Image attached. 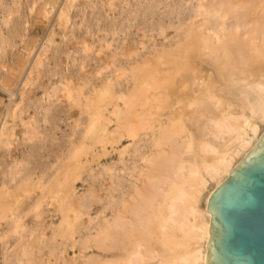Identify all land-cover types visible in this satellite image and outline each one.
Here are the masks:
<instances>
[{"label":"bare ground","instance_id":"obj_1","mask_svg":"<svg viewBox=\"0 0 264 264\" xmlns=\"http://www.w3.org/2000/svg\"><path fill=\"white\" fill-rule=\"evenodd\" d=\"M0 1V3L3 2V0ZM19 1L20 0H13L12 4L15 6H20ZM39 1H41V4H39V8L41 10L38 9V11H36L35 8H37V4ZM70 1L71 0H67V2ZM166 1L167 0H136L137 7L135 8V10H123L124 12L122 11V15H125L123 16V20L127 23H133V21H135L139 25H142L143 29L146 28V24L149 28H162L165 24H163L162 18L164 13L157 14L158 12L156 13L155 10L157 9V7H161V5H166ZM211 1L210 4L205 5L204 3H199L197 8L190 10L191 12H194L193 15L190 14V20H193L197 17H203L204 21L199 26H195L192 22L188 27H186L187 29L184 31L185 40L182 41L183 39L178 38L179 42H176L177 46L174 50H168L164 47L160 50L156 49L155 56H153V58L150 59L148 57H145L144 55L145 61L143 62V64L140 62L141 66L135 67L134 65L135 68L132 67L134 68V70H132V68H129V72L133 78L132 84H134V86L133 90H131L132 92L129 91L130 93L125 96L126 98H120L119 96H117V86L121 85L117 76H111V79H108L106 77L107 79H102V84L100 83V85H98L95 84V82L92 83L90 80H87L86 75H81L80 77L76 76L77 80L82 82H80V85L74 83V86L71 83L72 85L70 87L65 86L66 84L64 85L65 88L69 90V95L67 94L68 97L71 95L74 97L71 100L72 103H69L71 104V107H60V104L58 107H55L57 105L56 104L55 106L51 105V107L48 106L47 108L44 106L43 108L46 109L42 110V108L39 109V106L41 105L38 102L39 100L37 101L38 106L35 110H45L43 114L41 112L42 118H36L33 119V121H31L30 119L31 123H23L24 126H27L24 130V139L28 140L26 141L27 143L30 141L27 148L28 152L34 159L38 158L39 154L43 150L42 148L44 147V145H42V139H45V141L48 140L52 131L50 129H47L46 127H39V123L44 122L45 124H55V121H59L62 115L67 116L66 113L69 115L70 110H72L73 108L79 107L80 109V113H78L80 118H78V120L74 119V121H77L74 126L70 125V129L71 126L73 127V131L71 130L72 132L69 130L71 134L69 133L68 135L67 132H64L65 134H61L64 140L62 139L63 141L60 148H66V144L68 145V142L69 144L72 143V145L70 144V148L67 147L69 149V152L66 154L64 153L66 156H63V160H66L67 162L66 164H64L65 167H63V169L61 170V168H59L58 162H55L58 168H55V166H53L55 169V173L58 170L61 171L58 175H63L62 179L68 177L70 181H74L72 180L74 179V176L78 177V175H76L75 173H89L88 168L86 169V171L82 169L85 168V165H89L88 163L84 162L85 160H83L82 155L84 152H88L91 146L98 144L106 146L108 144H112V149L115 152L117 150L115 149V147L121 144L124 139L128 138V140H130L132 144L131 148L128 147L130 149H126L127 147H125V149L123 150H117L118 163H115L116 168H114L113 165L110 164V166L107 165L105 167H102V171L100 170L101 172L94 173V170V172H92L93 174H87L86 178H82L84 183L94 185L100 184V186L104 179L107 178L108 181H110V185L106 188V192L103 197L101 195L97 196L95 191L97 188V191H101V187H90L88 191H86V194H84V192L83 195L78 196L76 194L73 196L76 186L73 187V192H70L71 190L64 191L65 193L63 197H60V209L58 208V211L62 215L60 221L61 225L59 224L60 226L53 227L52 235L54 239H51V241L49 240L44 244L49 251L46 259H41L43 263L47 264V260L49 262L50 256L52 254L54 255L56 251H62L59 243L55 240L56 237L59 236L65 241L68 237V239L73 238V235L78 231L79 235L86 232L85 235H81L82 238L79 237L80 240H74L72 242L73 246L77 247V250L80 251V253H83L82 251L84 249L88 250L93 247L102 252L114 250L115 252L117 250L119 251L117 252V255H114L115 260L107 261L104 263L102 262L101 258L99 259V257L93 256L90 258H85L84 256V264H145L146 261H148L149 259L151 260V256H156L157 258L159 257V259H161L160 264H207V245L211 238L210 229L212 223L211 214L207 209L209 197H211V195L220 187V185L224 183V181L240 165V163L245 160V158L258 145L260 139H262V137L264 136V129H262L263 131L259 132L257 126H253V124H251L249 127L247 126L248 129L246 128V133L245 131L243 132L244 136L242 137L240 148L238 147L239 149H237L235 155H229V157L221 155L220 150L214 147H218V144L215 143L216 139L220 140V138L223 139L228 135L233 134H235L236 136H240L238 135L240 133V126L242 122L246 121L247 118H255L260 120L261 122H264V75H260L259 71L260 68H264V46H262V43H260V41L264 42V0ZM80 3L81 2H79V4ZM178 3H174V7L172 6L173 9H178L180 7ZM27 4L29 5L31 15L33 14V11H35L38 15H42L45 19H48L50 17L49 15L52 10H56L58 6L60 7L62 5L59 0H27ZM70 4L72 5L73 3L70 2L66 5L64 4V8H61L60 13L58 12L57 15L55 14L56 16H58V25L63 29H61L63 33L66 32L65 30L68 27L67 24L70 23ZM126 5L131 6V3L127 2L126 0ZM167 5L169 4L167 3ZM92 7L94 8V10L96 9L95 6ZM169 7L171 6L169 5ZM183 7L181 6V8ZM94 10L92 8L90 9L91 12H93ZM181 10H184V8ZM2 12L6 16L4 18L2 17L5 21L4 25H9L11 29H9V35L7 38L5 37L6 39L3 38L0 34L2 37L0 39V42L4 41V44H6V42L8 44V41L11 42L13 39H16L15 36H17L18 34L17 28L19 27L18 23L20 20L18 22L16 20H13L14 16L12 15L16 12L10 6L9 8L4 7ZM126 12L129 13V15ZM167 13L169 16L173 14L171 10L170 14L169 11H167ZM177 13L178 12L174 14ZM178 15L180 14L178 13ZM93 17L94 16H92V18ZM212 17L215 18V21H212ZM85 18L84 22L86 21ZM149 18H152V21H154V23L148 24ZM230 19H234V23L231 22L233 23L232 25L228 23ZM172 22H170L171 25ZM179 22L182 23L185 21L183 20ZM96 25L97 24H95L94 27ZM120 25L122 26V23ZM202 27L204 31H209V34L203 32ZM101 29L102 28L97 31L99 32L101 31ZM113 30H115V27L114 29H112V31ZM160 33L164 34L165 30H161ZM210 33L212 34L210 35ZM181 37H183V35ZM77 39L80 40V37ZM214 39H216V41H214ZM47 41L52 43L53 38H47ZM4 44H1V46L3 45L0 48L2 49L0 50L2 52H4L5 50L4 46L6 45ZM81 48L83 50V46H81ZM46 51L47 47L44 46V50H42V53L39 55L36 54L37 59H40H36L35 62L33 61V66H30L29 72L26 74L24 73L25 75L23 76L27 77L28 75L32 74L33 68L37 67V64H43V59H41V57L47 56ZM55 51L56 49L54 50V52ZM120 51L121 52L119 54L121 56L127 54L126 52L124 54L123 50ZM56 52L58 53V51ZM131 52H133V50ZM112 54L114 55L115 53ZM1 56L3 57H1L2 59L5 58V55ZM54 58L57 57L52 56V59L50 60H53ZM204 58H206L208 62L210 61L209 63L212 64V67L214 68H212L209 73H204V70L202 69V64L205 63ZM98 61L99 63L101 62V60ZM53 62H56V60L52 61V63ZM133 62L134 61L126 59V63L129 65ZM117 63L120 64V59L116 60L113 58L112 61L110 60L109 68L113 66L114 69H116L115 71L122 72V74L126 73H123L125 68H123L122 65H119L118 67L116 66ZM135 63L137 64V62ZM82 64L83 63L81 62V65ZM107 66L108 65H106V67ZM80 67L81 66H79V68ZM70 77L72 78V76ZM63 78H65V75ZM28 79L25 78V80L22 81V84L25 85ZM28 83L26 84L27 87L30 85ZM43 87L44 86H42V88ZM56 87L57 86H55V89H57ZM86 88H89L87 92L84 91V89ZM21 89L23 88H18L17 93H19ZM49 92H45V97L50 98L51 100V98L54 97L55 93L54 95H52V92ZM9 94V96L11 97L16 96L11 93ZM20 94V100H22L23 92H20ZM87 95L89 96L87 97ZM82 99L87 100L83 101ZM107 99V106L108 103L109 105H113V102H115L116 100L123 101V107H120L116 104L112 108V112L109 118H111V116L116 117V124L119 123L120 126H118L115 131L113 130L111 132L108 129V124L114 121L111 122L109 118L103 115L104 111L101 110L103 107V102H105ZM42 100L43 99L41 98V102H44ZM21 102L22 101L18 103L17 101L16 103L18 104H16V107L14 106L15 104L13 105L15 109H9V115L12 116L13 114V118L14 116H17L16 111L22 106ZM234 102H237V104H235ZM33 103L34 102L32 101L31 104ZM19 105L21 106L19 107ZM27 105L28 104H26L25 106ZM24 109L23 112H20L21 114L25 111H28V109ZM126 109L128 111H126V113H129L131 109L132 112L134 111L133 114H131L132 112H130L131 115L126 114L124 111ZM165 110H167L168 125L166 121L164 122H166L167 126L163 124L164 122H162L164 119L161 120V113ZM38 113H40V111ZM83 115H86L88 117L86 118L87 120L81 117ZM202 120L209 124V127L206 128L207 133L205 135L207 137H215L213 143H215L216 145L213 144V146L209 139L203 136V138L199 137L200 139H202L201 141L197 140L199 138H195V136L193 135L194 133L188 131L189 124L195 123L196 125V123H199ZM153 122L157 123V132H155L157 128L154 126V124L156 125V123ZM57 123L59 124L60 122ZM34 124L38 125V127L34 126ZM5 125L6 123H4L3 126L2 124L0 125V150L2 148L8 150V148L11 146L13 137H15L16 135L15 131L17 125L8 127ZM29 125H31L30 129L28 128ZM80 126L84 127L81 128ZM149 131L151 132V134L149 133ZM203 131L205 132V128ZM183 134H185V136L187 135V142L185 141L186 139L184 137L182 140ZM70 135L75 136V140H72V142L70 141ZM110 135L112 137L113 143H111V139H109ZM65 137H67V139H65ZM36 138L40 140L36 141ZM254 138H256V141L254 140ZM179 140L186 142V144H184L185 146L182 147H184V155L185 153L190 155V158L187 161L184 159L182 151L178 148L179 146H177ZM149 148H152L151 150L155 149V151H151L152 153L149 154ZM68 149L65 151H68ZM46 150L48 151V149ZM229 152L230 151H228V153ZM96 156L99 157V155ZM55 160L57 161V159ZM61 162L62 160L60 161V163ZM36 166L41 171L42 175H46L48 177L49 174L50 176L52 175L50 172H48L51 169V165L48 166V164L43 162L39 163ZM27 173L25 174H30ZM167 173H171V175L173 174L174 176H170L172 178L174 177L175 179L173 178L174 180L172 179V181L168 175L166 176ZM10 174L12 173L9 172V175ZM59 176L56 175L55 178ZM167 177L170 178V181H168V183L171 181L172 182L170 183V188H167L168 190L166 191L163 187L165 185L164 180ZM75 179L78 180V178ZM52 180L54 181L55 179L50 180L48 178L46 181L51 182ZM66 180H58L59 183L58 181H54L56 182L55 184L53 182L52 184H49L48 182L49 185L46 183L48 186L44 184L42 187H38L43 189V187L46 185L48 187V191L50 190L51 192V190L54 188L59 189L60 185L62 186L64 182H67ZM30 182L31 181H29L28 183ZM72 183L74 184V182ZM211 183H213L211 189L206 194V197H204L205 202L203 209L200 210V197H202L201 195L204 194V192L207 190V186H209ZM3 184L7 185L6 182H4ZM39 184H41V182ZM53 184L55 186H53ZM51 185L52 187H49ZM70 185L72 184L70 183ZM167 187H169V184ZM41 191L43 192V190ZM40 197L43 198L42 195L39 196V199ZM102 201H104L105 203L103 202L104 206H101L102 210L100 213H105V211L109 207H111L110 209L114 211L113 218L110 220H104L103 218H101L104 221L101 220L95 222L94 224L89 223L83 225L81 223V218L85 215H89V209L93 206V204H100V202ZM0 214L2 213L0 212ZM18 226H16V228H18ZM35 231L36 229H34V231L32 232L34 233ZM52 240H54L56 243ZM200 241L203 242L202 246L200 245V243H198ZM68 242L66 243L68 244ZM37 243L40 244V241H38ZM40 248L41 247H39V249ZM20 249L21 250L17 252V254L12 253V256L10 255L12 263L14 262L13 264H27V262H30L29 264H31V262L33 261L31 258L32 252L26 249L25 246L23 248L20 247ZM37 252L39 254L41 253L40 250H38ZM55 258H57L58 260L60 257L58 258L56 256ZM24 259H26L27 262H25ZM59 260H61V258Z\"/></svg>","mask_w":264,"mask_h":264},{"label":"rangeland","instance_id":"obj_2","mask_svg":"<svg viewBox=\"0 0 264 264\" xmlns=\"http://www.w3.org/2000/svg\"><path fill=\"white\" fill-rule=\"evenodd\" d=\"M20 1H19L20 6L13 5L12 4L13 0H3V2L0 3V5H1L0 6V34L2 35L3 38L8 37V35H9L8 31H10L9 29H11V27L9 25H7V26L4 25L5 21L3 20V18L6 16L2 12L3 8L4 7L9 8V6L12 7V9H14L16 12L12 15V16H14L13 17L14 19L13 18L12 19L16 20L17 22L20 20L18 23L19 27L17 28L18 34H17V36H15L16 39H13L11 42L8 41V44H7V42H6V44H4V41L0 42V48L3 46V45L1 46V44L6 45V46H4L5 47V50H4L5 53L0 51V61L2 60L0 62V69H1L0 70V125L2 124V126H3L4 123H6L5 126H7V127L17 125L16 131H15L16 135H15V137H13L12 142H11V146L8 148L9 151L5 150V148L4 149L2 148L0 150V212L2 213V214H0V264H8V262L10 260L11 261L9 262V264H13L14 262L12 263V259H10V257L12 256V253L17 254V252H19L21 250L20 247L23 248L24 246L26 249H28L32 252L31 258L33 261L31 262V264H45V263H43V261L41 259H43V260L46 259V256H47L49 250H47L48 248L45 247L44 244L47 241H49V240L51 241V239H54L53 235H52L53 227L61 225L60 221H61L62 215L58 210L60 209V199L63 197V195L65 193L64 191L71 190L70 192H73V187L76 186L75 193L73 194V196L75 194L78 196V195H83L84 192H85L84 194H86V191H88V189L90 187H95V188L101 187V189H102L101 191H97L98 188L95 191H96L97 196L101 195L103 197V195H105L106 188L109 187V185H110V181H108V179L106 177H105L106 179H104V181L102 182L101 186H100V184L94 185V184L84 183L82 178H86L87 174H93L92 172H94V170H95L94 173L101 172L102 167H105L107 165L110 166V164L113 165L114 168H116L115 163H118L117 162L118 161L117 150H123V149H125V147H127L126 149H130L132 147L131 146L132 144H131L130 140H128V138L124 139L121 144H119L118 146L115 147V149H117L115 151L116 153L112 149V144H110V145L108 144L106 146H103L101 144L91 146V148L89 150L90 152L86 151L82 155L83 160H85L84 162L89 164L87 166L85 165V168H82V169L86 171V169L88 168L89 173H85V174L75 173L76 175H78V177L73 175L74 179H72V180H74V181H70V179H68V177L65 179H62L63 175L62 176L58 175L61 172L60 170H58L59 172L57 171L55 173L54 172L55 169L53 166H55V168H58V166H56L57 164H55V162H58L59 168H61V170H62L63 167H65L64 164L67 163L66 160L65 161L63 160L64 159L63 156H66L65 154L69 152L68 148L71 147L70 144L72 145V143L69 144V142H68V145L66 144V148L68 147L67 148L68 151H65V150H67L65 147L60 148L62 145V141L64 140L63 136L61 134H63L64 132L65 133L67 132L68 135H69V133L71 134V132L73 131L72 126H74V124H76V122H77L76 120H78V118H80L78 115V113H80L79 107L73 108L72 110H70V112L68 111L69 115L66 113V115L68 117L62 115V117H60L61 119H59V121H57V122H60L59 124L56 121H55V124L52 123V125L50 123H47V122L46 123L48 125L45 124L44 122L39 123V127H46L47 129H50L52 131L50 134V138L48 139V137H47L48 140L45 141V139H42L43 140L42 145H44V147L47 146L48 148L43 147L42 148L43 150L39 154V157L35 158V159L28 152L27 146L30 143V141L27 143L26 141H28V140L24 139V130H25V127H27V126H24L23 123L24 122L31 123L30 119H31V121H33V119L42 118V114L45 112V110L44 111H42V110L46 109L48 106L51 107V105L55 106L57 104L55 107H58L60 104V107L61 106L71 107V104H69V103H72L71 100L74 97L72 95L68 97L69 90H67L65 88V86L70 87L73 83L80 85L81 81H78L77 77H80L81 75H86L87 80H90L92 83L95 82V84H98V85H100V83L102 82L101 80L104 78L105 79H107V78L111 79L112 77L117 76L119 79V82L121 83V85L117 86V88H118L117 89L118 90L117 96H119L120 98H123V97L126 98L125 96H127L128 93L132 92L131 90H133V86H134V84H132L133 78H132L129 70L132 67H134V65H135V67L141 66V63L143 64V62L145 61L144 60L145 57H148L150 59L153 58V56H155V50L156 49L160 50L164 47L165 49H168V50H174L177 46L176 42L177 41L179 42L180 38L183 39L182 41L185 40L184 39V31L187 29L186 27H188L192 22L194 23L195 26H199L204 21L203 17H197V18H194L193 20H190L189 16L194 14V12L193 11L191 12L190 10L197 8L199 3H201V4L204 3V5L210 4L211 0H204V1L203 0H201V1L200 0H177V1L176 0H167L166 5H161V7H157V9L155 10L156 13L158 12L157 14L164 13V15H163L164 17L162 16V18H163V24L165 23L166 25L164 24V26L162 28L161 27H154V29L149 28L147 26V24L145 25L146 28L143 29V26L139 25L135 21H133V23L132 22L127 23L126 21L123 20V16H125L124 14L122 15V13L124 12L123 10H125V11L135 10V8L137 7L136 0H127V2L131 3V6L126 5V0H113V1L112 0H90V1L89 0H73V1L71 0L70 2H72L73 4L72 5L70 4V7H71L70 13H69V15H70V19H69L70 21L69 22L70 23L67 24L68 30L66 29L65 33H63V31H62L63 29L60 28V26L58 25L59 21H58V16H56V15L58 14V12L60 13L61 8H64V6H63L64 4L66 5L70 2H67V0H65V1L59 0V2L62 5L60 4L61 5L60 7L58 6L57 9L55 8L56 10H52V11H55L56 13L52 12L50 9V11H51V13L49 15L50 17L48 19H45L42 15H38L35 11H33V14L31 15L29 5L27 4V0H20ZM178 1H179V3H178ZM40 2L41 1L38 2L37 8H35L36 11H38V9H40L39 8L40 7L39 4H41ZM79 2H81V3L79 4ZM173 2L178 3L180 5V7H179L180 9L179 8L173 9V7H174ZM90 3H91V6H90ZM167 3L171 7H169V5H167ZM92 6H95V8L97 10L96 9L94 10V8ZM181 6L182 7L184 6L183 7L184 10H181V9H183V8H181ZM47 8H49V7H47ZM91 8L94 10L93 12H91L92 10L90 11ZM170 10H171V12H173V14H171L169 16L167 11H169V14H170ZM174 10H175V12H174ZM179 10H181L182 12ZM1 12H2L3 16L1 14ZM176 12H178L180 15H178V13L174 14ZM82 13H85V14L87 13V14L85 15ZM127 14L129 15V13H127ZM90 16H91V18H90ZM92 16H94V17L92 18ZM131 17H130V19H131ZM84 18L86 20L85 21L86 23L84 22ZM95 18H96V20H95ZM149 20H148V24L154 23V21H152V18H149ZM183 20L185 21V22H182L183 24L179 22V21H183ZM212 21H215V18L212 17ZM170 22H172V25L170 24ZM231 22L234 23V19H230L228 23L232 25L233 23H231ZM81 23H83V24H81ZM121 23H122V26L120 25ZM93 24L94 25L97 24L95 26L96 28L94 27ZM114 27H115V30L112 31V29H114ZM97 28H99V29H97ZM100 28H102L101 29L102 32L97 31V30H100ZM157 28H159V29H157ZM73 29H74V31H73ZM160 29L165 30V33L164 34L160 33L161 32ZM19 30H21V31H19ZM202 30L206 34H209L208 33L209 31H207V32L204 31L203 27H202ZM109 31H112V32H109ZM114 31H116V32H114ZM73 32H76V33H73ZM113 34H115V35H113ZM152 34H153V36H152ZM159 34H161V35H159ZM211 34L212 33H210V35ZM1 35H0V39L2 38ZM77 35H79V36H77ZM182 35H183V37H181ZM22 36H24V37H22ZM50 37L53 38L52 43L47 41V38H50ZM79 37H80L81 41L77 39ZM182 41H180V42H182ZM214 41H216V39H214ZM220 41H222V40H220ZM260 43H262V46H264L263 41L262 42L260 41ZM85 45H86V47H85ZM7 46H8V48H7ZM44 46L47 47V51H46L47 56L41 57V59H43L42 60L43 64H41V65L37 64L36 65L37 67L33 68L32 74L27 76L29 78L28 79L27 77H25L23 75H25L26 73L29 72V70H30L29 67L33 66L34 62L37 59V55L41 54L42 50H44ZM81 46H83V50H82ZM85 48H87V49H85ZM13 49H15V50H13ZM40 49H42V50H40ZM55 49H56V51H58V53L56 51L54 52ZM131 49L135 53L131 52L132 51ZM0 50H2V49H0ZM120 50H123L124 54H125V52L127 54H129L131 52L129 54L130 56L127 54H125L124 56L123 55L121 56L119 54L121 52ZM112 53H115V54L113 55ZM1 55H5L4 56L5 58L2 59L3 57ZM144 55H145V57H144ZM52 56L57 57V58H54L56 60V62L52 63V61H55L54 59L50 60V59H52ZM113 58L116 60L120 59V64L117 63L116 66L118 67L119 65H122V67L125 68V70H126V71L124 70L123 73L126 72L127 74L126 73L122 74V72L115 71L116 69H114L113 66L109 68L110 60L112 61ZM39 59H37V60H39ZM126 59H128L130 61H134V62L129 65L126 63ZM204 59H205V63L202 64L203 65L202 69L204 70V73H209L213 68L212 64H210L209 63L210 61L208 62V60L206 58H204ZM98 60H101V62L99 63ZM81 62L83 63L82 65H81ZM135 62H137V64ZM3 64H4V66H3ZM106 65H108V66L106 67ZM79 66H81V67L79 68ZM82 66H83V68H82ZM98 67H99V69H98ZM134 68H132V70H134ZM72 70H74L75 73H77V72L78 73L75 74L74 71H72ZM259 71H260V75H264V68H260ZM38 73H39V75H38ZM112 74H114V75H112ZM115 74H117V75H115ZM64 75H65L66 79L63 78ZM70 76H72V78ZM25 78L28 79L27 81L29 82L28 83L26 81V84L27 83L30 84L28 87L26 86V84L25 85L22 84V81H24ZM73 78H74V80H73ZM19 83H21V84H19ZM62 83H63V85H62ZM74 84H73V86H74ZM16 86L18 88H23L20 90V92H23L22 100H20L21 94H20V92L17 93L18 88ZM42 86H44L43 87L44 89L42 88ZM55 86H57L56 87L57 89H55ZM88 89L89 88H86V89H84V91L87 92ZM51 90H53L54 92ZM45 92H49V93L52 92L51 94L54 95V93H55V95L50 100V98L45 97ZM9 93L14 94L16 96L11 97V96H9L10 95ZM122 93H124V94H122ZM43 94H44V96H43ZM88 96L89 95H87V97ZM41 98L43 99L42 101H44V102H41ZM69 98H70V101H69ZM57 100H60V101H57ZM82 100L85 101L87 99H82ZM17 101H18V103H20V101H22L21 102L22 106L19 105V107L20 106L21 107L18 108V110L16 111L17 116H14V118H13V114H12V116L9 115V111L12 109H15L14 106L16 107V104H18V103H16ZM32 101L34 102L33 104H31ZM37 101L39 102V104H41L39 106V109L42 108V110H39V109L37 111L35 110L36 107L38 106ZM121 101L122 100H119V101L116 100L115 102H113V105L112 104L109 105V103H108V106H107L108 99L105 102H103L102 106L103 107L106 106L104 108L102 107V109H101L104 111L103 115L106 116L107 118H109L114 105L117 104L120 107H123V101L122 102ZM234 103L237 104V102H234ZM26 104H28V105L25 106ZM44 106L46 108H43ZM24 108H26V109H24ZM19 109H20V111H19ZM23 109L24 110L28 109V111H25L24 112L25 114L24 113L21 114L20 112H23ZM39 111H40V113H38ZM124 111L126 113L127 109ZM41 112H42V114H41ZM130 112H132L131 109H130L129 113H126V114H130ZM133 112L131 114H133ZM161 114H162V119L161 118L160 119L161 120L164 119L162 122L166 121L167 125H168L167 110H165ZM18 115L20 116V118ZM70 116H72V117H70ZM81 117H83L85 119L88 118L86 115H83ZM67 118H68V120H67ZM165 118H166V120H165ZM2 119H3V121H2ZM74 119H76V120L74 121ZM247 119H246V121L242 122V124L240 126V130H239L240 133L238 134L240 136H236L235 134H233V135H228L226 138H223V139L220 138V140L216 139L215 143L218 144V147L213 145V144H215V143H213V140L215 139V137H213V136L207 137L205 135L207 133L206 128L209 127V124H207L203 120L200 121L199 123H196V125H195V123L194 124L192 123L194 125V127L192 124H189L188 131L191 133H194L193 135L195 136V138H199V137L208 138L209 141L212 143V145L216 149L220 150L221 155L229 157V155L230 156L233 154L235 155L237 149L240 148L242 137L244 136L243 132L246 130L247 126L249 127L251 124H253V126H257V129L259 132L263 131L262 129H264V122H261L260 120L255 119V118H249L248 119L249 121ZM109 120H111V122L114 121L115 123L112 122V123L108 124V129L110 130V132L113 130L115 131L118 128V126H120L119 123L116 124V122H117L116 117L111 116V118H109ZM125 120H126V118H125ZM166 122H164L163 124L166 125ZM153 123H156V122H153ZM44 124H45V126H44ZM70 125H72L71 129H70ZM30 126L31 125H29V127H28L29 129H30ZM34 126L38 127V125H36V124H34ZM54 126H55V128H54ZM154 126L157 128V123H156V125L154 124ZM80 127L82 128L84 126H80ZM81 128H79V129H81ZM204 128H205V132L203 131ZM69 130L70 131L72 130V131L70 132ZM150 131H149V133L151 134ZM157 131H158V128L156 129L155 132H157ZM152 132H153V130H152ZM245 133H246V131H245ZM185 134L182 135V140H183V137L185 139L187 138L186 137L187 135L185 136ZM110 137H111V135L109 136V139H111V143H113L112 137L111 138ZM206 138H205V140H206ZM65 139H67V137H65ZM146 139H147V137H146ZM211 139H212V141H211ZM39 140L40 139L36 138V141H39ZM72 140H75L74 135L73 136L70 135V141L72 142ZM182 140H179L177 146H179L178 148L183 153L185 151L183 150L184 147H182V146H185L184 144H186L187 139L185 140L186 142L185 141L183 142ZM197 140L201 141L202 139L199 138ZM254 140L256 141V138H254ZM219 142H220V144H219ZM179 143L183 144V145H180ZM102 146L106 147V148H103ZM180 146H181V148H180ZM128 147H130V148H128ZM46 149H48V151ZM151 149L149 148V150H148L149 154H151L152 152L155 151V149L154 150H151ZM102 150H104V151H102ZM60 151H61V153H60ZM228 151H230V152L228 153ZM103 152H106V153H103ZM112 152H114V153H112ZM222 152H223V154H222ZM96 155H99V157H97ZM183 155H184V153H183ZM189 156L190 155L185 153V155L183 157L187 161L190 158ZM55 159H57V161ZM59 160L60 161L62 160V162L60 163ZM43 162L48 164V166L51 165V169L48 172H50L52 174L51 175L52 178H51L50 174H49V177L46 175H42L41 171L37 168L36 165H38L39 163H43ZM30 170H32V171H30ZM8 171L11 172L12 174L9 175ZM26 171L30 174H28ZM25 173H27L28 175H26ZM81 173H82V171H81ZM55 174L59 177L55 178L56 177ZM167 175L171 178V180L174 178V177L173 178L171 177V176H174L173 174L171 175V173H167L166 176ZM169 177H167L168 180H167V178H165V180H164L165 185L163 188L166 191L170 188V183L175 179L174 178L171 182L168 183V181H170ZM46 178L47 179L49 178L50 180L55 179L54 181H58V180L64 181L67 179L66 180L67 182H64L62 184V186L60 185L59 189L54 188L55 190L52 189L50 192V190L48 191L47 186L49 184H52V182L54 184L56 182H54L53 180L51 182L46 181L47 180ZM75 178H78V180ZM29 181H31V182L28 183ZM39 181L41 182L42 185L39 184L40 183ZM4 182H6L7 185L3 184ZM48 182H49V184H48ZM68 182H70L72 185H70V183H68ZM72 182H74V184ZM58 183H59V181H58ZM167 183L169 184V187H167L168 186ZM44 184L47 185V186L45 185L47 188L44 186L46 189L44 187H43V189L38 187V186L42 187ZM54 184H53V186H55ZM212 184L213 183H211L209 186H207V190L204 192V194L201 195L202 197H200L201 198V200L199 202V209L200 210L203 209L204 202H205L204 197H206V194L211 189ZM49 187H52V185ZM41 190H43V192ZM46 192H48V193H46ZM44 193H45V196H44ZM41 195L43 198L40 197V199H39V196H41ZM104 201H107V200H104ZM104 201L100 202V204L95 203V204H93L92 207H90L89 215H87V216L85 215L84 217L81 218V220H82L81 223L83 225L89 224V223L94 224L95 222L101 221L103 219L104 220H106V219L110 220L113 218L114 211L112 209H110L111 207H109L105 211V213H100L102 210L101 206L102 205L104 206V203H105ZM99 218H100V220H99ZM101 218H103V219H101ZM17 223L19 224V226ZM16 226H18V228H16ZM34 229H36V231L33 233L32 231H34ZM85 233L86 232H84V234H81V233L80 234L85 235ZM81 235H79V233L77 231V233H75L73 235V238L68 239L69 238L68 237V238H66L67 240H65V241H64V239H62L59 236L56 237L55 240L59 243L62 251H56V253H54V255L52 254L50 256L49 262L47 260L46 263L47 264H67V263L68 264H84V260H85L84 256H85V258H90L93 256L99 257V259L101 258L103 263L107 262V261L115 260L114 255L118 254L117 253V252H119L118 250L116 252H115V250L114 251H108V252H102V251L98 250L97 248L93 247V248H90L88 250L84 249L82 251L83 253H80V251L77 250V247L73 246L72 242L74 240H77V241L80 240V238H82ZM38 241H40V244L37 243ZM52 241L55 242L54 240H52ZM66 242H68V244ZM69 243H71V244H69ZM198 243H200L201 246L203 245V242H201V241ZM38 245H40V246H38ZM67 245H70V246H67ZM39 247H41V248L39 249ZM38 250L41 251L40 254L37 252ZM58 255H60V256H58ZM56 256L58 258L60 257L61 260H59L60 258L57 260V258H55ZM150 258H151V260L149 259L148 261H146L145 264H160V262H161V259H159V257L157 258L156 256H151ZM36 259H38V260H36ZM24 261L27 262L26 259H24ZM29 263L27 262V264H29Z\"/></svg>","mask_w":264,"mask_h":264},{"label":"water","instance_id":"obj_3","mask_svg":"<svg viewBox=\"0 0 264 264\" xmlns=\"http://www.w3.org/2000/svg\"><path fill=\"white\" fill-rule=\"evenodd\" d=\"M207 264H264V136L209 197Z\"/></svg>","mask_w":264,"mask_h":264}]
</instances>
